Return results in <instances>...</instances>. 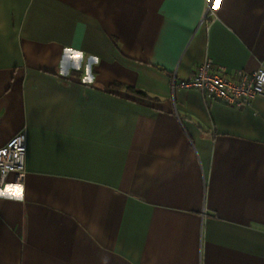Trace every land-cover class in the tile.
Segmentation results:
<instances>
[{"label": "crops", "instance_id": "crops-1", "mask_svg": "<svg viewBox=\"0 0 264 264\" xmlns=\"http://www.w3.org/2000/svg\"><path fill=\"white\" fill-rule=\"evenodd\" d=\"M211 2L0 0V264H264V96L171 87L264 67V0Z\"/></svg>", "mask_w": 264, "mask_h": 264}, {"label": "built area", "instance_id": "built-area-1", "mask_svg": "<svg viewBox=\"0 0 264 264\" xmlns=\"http://www.w3.org/2000/svg\"><path fill=\"white\" fill-rule=\"evenodd\" d=\"M204 16L215 18L211 0H206ZM171 87L197 89L210 101H221L233 107H244L257 95L264 96V67L247 72L235 70L231 75L227 70L205 59L189 78L176 80ZM26 135L20 131L0 146V192L9 175L20 182L25 175Z\"/></svg>", "mask_w": 264, "mask_h": 264}, {"label": "trees", "instance_id": "trees-1", "mask_svg": "<svg viewBox=\"0 0 264 264\" xmlns=\"http://www.w3.org/2000/svg\"><path fill=\"white\" fill-rule=\"evenodd\" d=\"M135 92L139 95V94H142V95H145V93H143L142 91L140 90H135Z\"/></svg>", "mask_w": 264, "mask_h": 264}, {"label": "snow or ice", "instance_id": "snow-or-ice-1", "mask_svg": "<svg viewBox=\"0 0 264 264\" xmlns=\"http://www.w3.org/2000/svg\"><path fill=\"white\" fill-rule=\"evenodd\" d=\"M217 3H219V0H217Z\"/></svg>", "mask_w": 264, "mask_h": 264}]
</instances>
